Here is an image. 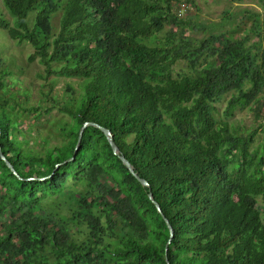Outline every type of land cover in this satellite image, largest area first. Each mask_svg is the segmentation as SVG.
Wrapping results in <instances>:
<instances>
[{
    "label": "trees",
    "instance_id": "16d2710c",
    "mask_svg": "<svg viewBox=\"0 0 264 264\" xmlns=\"http://www.w3.org/2000/svg\"><path fill=\"white\" fill-rule=\"evenodd\" d=\"M175 1L2 0L14 20L0 16V29L32 44L45 77L81 80L77 94L23 106L0 69V149L20 176L0 157V264H264V145L228 119L264 96V46L248 30L176 15ZM195 26L209 33L184 35ZM179 60L191 71L175 76ZM54 107L68 116L62 140L34 149L23 119L42 122L40 133ZM89 121L112 131L147 185L99 127L84 128L74 154ZM53 196L66 219L44 207Z\"/></svg>",
    "mask_w": 264,
    "mask_h": 264
},
{
    "label": "rangeland",
    "instance_id": "374dc122",
    "mask_svg": "<svg viewBox=\"0 0 264 264\" xmlns=\"http://www.w3.org/2000/svg\"><path fill=\"white\" fill-rule=\"evenodd\" d=\"M189 1L193 4L194 9L189 17L196 20V22H205L208 24L223 23L222 26H217L216 29H235L237 33L249 32L250 40L257 42L254 49L264 46V0H183ZM174 8V6H173ZM31 11L28 12L27 17L32 21ZM60 9L52 13L53 31H56L59 26ZM228 15V16H227ZM0 16L9 18L13 22L14 17L4 8L2 0H0ZM167 24L165 28L169 27ZM215 30V29H213ZM209 29L203 31L195 28L191 30L186 29V34H191L194 37H202L207 35ZM259 32V34H258ZM33 46L28 40H18L8 35L7 31L0 29V69H5L13 77L12 83L8 85L10 90L14 92L15 97L18 98L23 106L37 103H45L41 100L44 92H50L60 98H67L70 94H77L79 87L78 81L80 78L67 77L64 75L51 74L45 77V67L38 58L29 59V54L33 51ZM191 71L190 65L185 60H179L175 63L173 73L178 76L183 73ZM6 79V78H5ZM72 85V93L66 89V85ZM261 91L260 94H262ZM228 93L214 102L216 106L215 115L221 117L222 111L225 107V99ZM68 116L61 113L56 107L53 108L49 116V126L43 129L40 133L36 131L37 127L35 120L29 115L23 119L22 128H28L30 131H23V138H28L31 135V142L34 149H42L43 145L50 144V142L59 143L62 140V134H59L58 127L63 124ZM233 124L234 129L239 133L251 132L254 134V141L252 147L261 148L264 145V96H261L256 104L237 108L234 114L228 118ZM42 122L39 121V124ZM21 129V128H20ZM51 134V135H49ZM50 136L49 143L44 142V136ZM37 136V137H36ZM67 191L71 192L72 183L67 181ZM71 185V187H70ZM78 187V185H76ZM47 210L53 211L55 216L67 218L68 207L66 201L64 203L59 197L53 196L44 204Z\"/></svg>",
    "mask_w": 264,
    "mask_h": 264
},
{
    "label": "water",
    "instance_id": "95a60500",
    "mask_svg": "<svg viewBox=\"0 0 264 264\" xmlns=\"http://www.w3.org/2000/svg\"><path fill=\"white\" fill-rule=\"evenodd\" d=\"M87 125H93V126H95V127H97V128L99 127V128L105 133V135H106V137H107V139H108V141H109V143H110V145H111V147H112L113 152L116 153V154L121 158V160L123 161V163L128 167L129 171H130V172L136 177V179H137L141 184H144V185H147V184H148L147 181H146V179H144L143 177H141V176H139V175L137 174V171L135 170L133 164L128 160V158H127L124 154H122V153L120 152L119 147H118L117 143L115 142V140H114V138H113V133H112V131H111L108 127H106V126H104V125H101L100 123H96V122H91V121H89V122H85V123L80 127L79 132H78V136H77L76 145H75V148H74V154H75V151H76V149L78 148L79 143H80V141H81V138H82V135H83V132H84V128H85ZM74 154H73L71 157H69L68 159L73 158V157H74ZM0 157H1V159H3V160L5 161L6 165L8 166V169H10V171L13 172L17 177H20V176L17 174V172L14 170V166H13V164H12L11 162H9V160L4 156L3 152L1 151V149H0ZM60 163H61V162H60ZM60 163H57V164H56V167H57ZM50 174H51V173H50ZM50 174H47V175H45V176H39V177H37V178L42 179V178L47 177V176L50 175ZM26 178H29V177H26ZM32 178H34V176H32ZM147 195L150 197V199L152 200V202L155 204L157 210L161 213L162 217L164 218V220H165V222H166V224H167V227H168V229H169V239L167 240V243L169 244V242L171 241V239H172V237H173V232H174V231H173V228H172V226H171V224H170V222H169V219H168V218L165 216V214L163 213V211H162V209H161V207H160L159 202H158V201L153 197V195L151 194V191H150L149 187H148V190H147ZM165 249H166V254H167V244H166V246H165ZM166 261H167L166 264H169V263H168L169 261H168V258H167V257H166Z\"/></svg>",
    "mask_w": 264,
    "mask_h": 264
},
{
    "label": "built area",
    "instance_id": "2783aa9c",
    "mask_svg": "<svg viewBox=\"0 0 264 264\" xmlns=\"http://www.w3.org/2000/svg\"><path fill=\"white\" fill-rule=\"evenodd\" d=\"M194 9V6L187 1L179 0L175 1V12L178 16H184L185 13L192 12Z\"/></svg>",
    "mask_w": 264,
    "mask_h": 264
}]
</instances>
